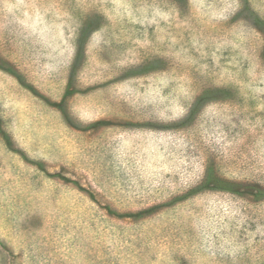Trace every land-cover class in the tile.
Returning <instances> with one entry per match:
<instances>
[{"label": "rangeland", "instance_id": "1", "mask_svg": "<svg viewBox=\"0 0 264 264\" xmlns=\"http://www.w3.org/2000/svg\"><path fill=\"white\" fill-rule=\"evenodd\" d=\"M246 6L0 0V264H264ZM208 173L245 184L178 200Z\"/></svg>", "mask_w": 264, "mask_h": 264}, {"label": "trees", "instance_id": "2", "mask_svg": "<svg viewBox=\"0 0 264 264\" xmlns=\"http://www.w3.org/2000/svg\"><path fill=\"white\" fill-rule=\"evenodd\" d=\"M248 11L250 14H248L247 17L251 18L253 20V24L258 28V29H261L262 26H264V20L260 19V17L258 15H256L254 12H251L249 10V7H243L241 8L240 13H243V12H246ZM80 54H81V50H78L77 51V54H76V60H78V58L80 57ZM202 98H199L198 99V103L201 101ZM216 185L218 186V188H220L221 190H224V191H227V192H230L232 193L233 190L231 188H229V186L233 185L235 187H240L242 186L243 184L245 183H233V182H230L228 180H225V179H221L219 178L218 176H215L214 174H210L208 173L203 181L200 183V185H198L195 189H192L191 191L188 192L187 195H185L184 197L182 198H179L178 200H183V199H188L190 196H193V195H196V194H199L207 189H209V186L211 185ZM248 189H251V190H256L258 193H261V194H264V187H262L260 184H254V183H251V184H248L245 185Z\"/></svg>", "mask_w": 264, "mask_h": 264}]
</instances>
